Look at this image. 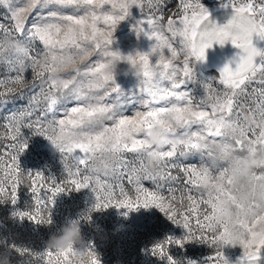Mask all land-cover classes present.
<instances>
[{"label":"snow or ice","instance_id":"6c2138e0","mask_svg":"<svg viewBox=\"0 0 264 264\" xmlns=\"http://www.w3.org/2000/svg\"><path fill=\"white\" fill-rule=\"evenodd\" d=\"M163 2L0 0L10 19L8 25L0 23V65L7 73H15L0 78V104H7L12 98L25 99L26 89L39 88L38 93L27 97L28 107L6 117L3 125L5 131L0 139L11 141V151L0 155V203L15 206L19 189L27 180L34 206L29 211L14 212V217L51 225V212L43 213L49 204L54 206L60 194L91 188L97 204L90 211L115 207L126 210L127 215L141 208H157L173 224L184 228L187 235L183 240L169 237L150 250L167 264H177L169 253L170 247L183 248L193 242L215 247V256L210 258L213 264H228L223 248L229 244L243 247L241 264H260L264 258V168L240 184L229 172L248 153L264 150V129L248 127L241 114L244 101L252 99L254 106L247 111L264 119V51L253 43L254 37L264 40V0H232L228 6L233 7L234 14L223 26L211 18L201 0H179V9L173 14L179 19L169 18L165 23ZM105 5H110L111 11H103ZM133 7L142 16L145 8L151 13L146 21L137 23L134 31L138 37L147 36L155 43L148 53L121 56L142 70L139 92L145 110L126 116L122 111L124 93L116 77L109 74L108 61L116 54L111 47L114 33L131 16ZM68 9L83 14H68ZM33 13L37 15L33 17ZM10 37L28 46L27 56L13 54L6 47L4 41ZM173 40H178L179 49L173 46ZM35 42L42 45L41 50L33 46ZM228 42L241 54L220 70L218 82L223 90L213 87L214 81L205 82V94L197 100L185 90L188 82H197L193 61L195 65L206 62L209 49ZM165 51L170 55H165ZM93 52L102 59L85 64ZM58 59L78 65L76 71L66 75L63 89L58 88L54 76ZM29 71L30 80L26 76ZM77 80L78 86L73 83ZM253 82L261 87L249 92ZM61 104L65 105V118L56 119ZM69 104L72 106L67 107ZM50 114L53 118L48 120ZM106 121H111V126ZM166 124L172 140L156 150L148 143V134L154 126ZM24 128L48 139L62 155L65 180L57 183L52 178L49 184L43 173H25L20 168L19 157L28 147ZM154 151L164 162L159 176L144 167L145 156ZM189 157H199V163L182 162L181 158ZM69 159L74 162L71 167ZM174 171L178 174L174 175ZM101 173L113 182L102 180ZM125 176L135 186V198L123 189L121 179ZM181 176L184 182L179 189L169 187V197L160 194L162 182L177 183ZM142 181H151L157 191H149ZM116 187L123 199L117 196ZM42 189L50 193L47 198L41 196ZM83 219L90 221V213ZM13 251L36 258L23 264H73L75 255L74 251H36L30 246L0 241V252L11 256ZM88 255V264H100L92 244Z\"/></svg>","mask_w":264,"mask_h":264},{"label":"rangeland","instance_id":"374dc122","mask_svg":"<svg viewBox=\"0 0 264 264\" xmlns=\"http://www.w3.org/2000/svg\"><path fill=\"white\" fill-rule=\"evenodd\" d=\"M232 0H201V3L208 11L219 8H233L228 6ZM237 3L243 0H236ZM262 0H257V3ZM23 3V0H20ZM179 9V0H164L161 6V12L164 16L166 23L169 18L179 19L178 16L173 17ZM68 14L82 15L81 12H73V10H65ZM103 11H111L110 5H105ZM37 13H33L35 17ZM151 13L147 8L144 9L142 16L140 11L133 7L131 9V16L122 21L115 33L112 50L119 51L121 54L135 55L137 52L148 53L150 52L155 41L150 40L147 36L138 37L134 31L137 23L145 20ZM31 18L29 23H31ZM0 23L8 25L10 19L8 18L7 10L0 6ZM102 26V25H101ZM165 34L171 39V34L165 31ZM173 46L179 49L178 40L172 41ZM37 50L42 49L39 42L33 45ZM165 55H170L165 51ZM102 57L93 52L85 64H94L100 61ZM183 56H181V60ZM179 63V62H177ZM193 66L197 74V82H188L185 90L191 92L197 100L203 98L204 90L203 83L214 81L213 87L218 91H222V86L219 85V76L216 73L201 68L198 64ZM84 67V65H81ZM129 64L123 62L119 65L120 75L116 77V82L120 86L124 96L122 99L125 101L123 104V114L132 116L136 111L145 110L142 106L139 92V80L132 74L125 76L123 73L127 71ZM8 75H15V73H7L4 66L0 65V78H5ZM31 72L26 73L27 78L31 79ZM79 83V80H77ZM261 85L253 82L249 85V92L253 88L259 89ZM39 92L37 87L34 90H25V99L12 98L7 104H0V136L4 134V127L7 123L6 117L18 113L22 109L28 107L27 97ZM115 95V94H113ZM146 98V97H145ZM109 102V101H105ZM69 104L67 107H71ZM254 106L252 99L244 101V107ZM59 111L55 114L56 119H63L65 105L58 106ZM42 115V113L40 114ZM53 117L50 114L47 119L51 120ZM107 126H111V121L105 122ZM25 138L28 140L27 150L19 157L20 168L25 173H43L46 177L47 183L50 184L51 179L54 178L57 183L62 182L67 178V173L64 170V161L62 155L56 150L51 142L43 136L35 135L32 130L22 129ZM11 141L7 139H0V155H5L11 151L8 145ZM129 157L132 154H127ZM185 164H198L199 157L181 158ZM8 163L5 156V164ZM69 166H73L74 162L70 159L67 161ZM83 169V165H81ZM174 175L178 174L174 171ZM3 177V171H0V178ZM101 179L113 182L109 177H104L101 173ZM184 182L181 176L180 182L173 183L162 182L159 189L160 194L169 197L172 193L169 192V187L179 189ZM39 183V181L37 182ZM123 189L129 197L135 198L138 193L136 192L134 184L128 182L127 177L121 179ZM29 181L25 180L24 184L19 189V201L14 206L11 203H0V241L14 243L18 246H30L36 251H42L46 248V241L51 234L58 232V230L70 220H79L82 226V233L87 243L93 245V250L99 257L100 264H167L166 260H161L151 254V248L158 242L164 241L171 237L177 240H183L187 235V231L181 226L173 224L165 215L157 208L144 209L133 211L125 215L126 210H118L115 207L109 208L104 211H90L97 204L96 194L89 189L81 191H71L68 193L60 194L56 200L55 205L49 204L43 213L47 215L51 212L52 224L51 225H37L25 219L23 221L14 217L13 213L16 211H29L34 206V197L28 186ZM142 184L149 191H157V187L151 181H142ZM115 192L119 197L120 188L116 187ZM179 195V191L176 193ZM50 195L46 189L41 190V196L47 198ZM123 199V197H119ZM187 203V202H185ZM203 208V206H201ZM90 213L91 219L85 220V214ZM196 224L193 219V229L195 230ZM224 256L228 264H241L244 260V249L239 244L233 246L231 244L223 248ZM169 253L177 264H213L210 259L215 256L216 249L210 243H188L183 248L179 246H172ZM35 257H29L27 254L20 256L16 252L11 254V264H23L26 260L35 261ZM260 264H264V258L261 259Z\"/></svg>","mask_w":264,"mask_h":264},{"label":"clouds","instance_id":"9594fccd","mask_svg":"<svg viewBox=\"0 0 264 264\" xmlns=\"http://www.w3.org/2000/svg\"><path fill=\"white\" fill-rule=\"evenodd\" d=\"M6 47L13 53L20 56H27L28 46L25 43L17 42L11 37L4 41ZM115 55L109 58L110 75L117 77L120 75L119 65L123 62L129 64V68L123 74L125 76L132 74L139 81L142 79V70L139 65H132L126 60L121 59L119 51H115ZM57 70L54 73L55 81L58 88L63 89L66 82V75L77 70L78 65L71 61L57 60ZM74 85L78 86V82L74 81ZM242 120L251 128L264 129V119L257 116L254 112H249L244 107L241 109ZM169 125L154 126L147 137L149 144L154 146V149H163L170 143L172 137L166 131ZM163 161L157 151L145 156L144 167L153 176H159L163 167ZM264 168V150H258L253 153H248L242 158L238 166L230 168L229 175L233 178L236 184L248 181L258 170ZM47 226V225H46ZM46 248L54 252H75L73 264H88L89 260V243L84 239L82 226L79 220H70L65 223L56 233L50 235L46 241ZM0 264H11V256L7 252H0Z\"/></svg>","mask_w":264,"mask_h":264},{"label":"crops","instance_id":"0c3cea01","mask_svg":"<svg viewBox=\"0 0 264 264\" xmlns=\"http://www.w3.org/2000/svg\"><path fill=\"white\" fill-rule=\"evenodd\" d=\"M211 18L223 26L228 22L231 16L234 14V9L225 7L215 9L209 12ZM254 46L259 50L264 51V40H261L259 37L253 38ZM241 54L240 50L233 47L231 42H228L225 46L221 47L216 44L212 49H209L207 52V61L198 63V65L208 71L216 73V75H220V70L229 62L238 60L239 55ZM258 62L260 58H257ZM232 67H235V64H232Z\"/></svg>","mask_w":264,"mask_h":264},{"label":"water","instance_id":"95a60500","mask_svg":"<svg viewBox=\"0 0 264 264\" xmlns=\"http://www.w3.org/2000/svg\"><path fill=\"white\" fill-rule=\"evenodd\" d=\"M214 1H218V0H214Z\"/></svg>","mask_w":264,"mask_h":264}]
</instances>
